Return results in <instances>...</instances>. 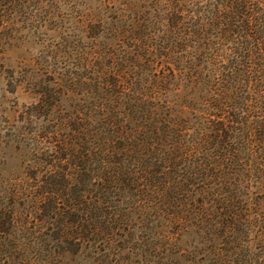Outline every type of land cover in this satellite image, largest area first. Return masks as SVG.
<instances>
[{
  "label": "trees",
  "instance_id": "1",
  "mask_svg": "<svg viewBox=\"0 0 264 264\" xmlns=\"http://www.w3.org/2000/svg\"><path fill=\"white\" fill-rule=\"evenodd\" d=\"M88 2L22 74L0 264H264V0Z\"/></svg>",
  "mask_w": 264,
  "mask_h": 264
},
{
  "label": "rangeland",
  "instance_id": "2",
  "mask_svg": "<svg viewBox=\"0 0 264 264\" xmlns=\"http://www.w3.org/2000/svg\"><path fill=\"white\" fill-rule=\"evenodd\" d=\"M85 3L91 4L68 0L58 9L52 0H45L41 13L34 3L24 10L22 0H0V189L22 186L24 177L22 112L32 100L22 90V74L58 43L60 25L72 20Z\"/></svg>",
  "mask_w": 264,
  "mask_h": 264
}]
</instances>
